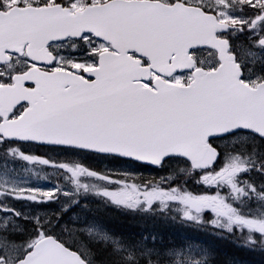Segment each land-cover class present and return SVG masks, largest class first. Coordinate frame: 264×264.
Returning a JSON list of instances; mask_svg holds the SVG:
<instances>
[{
  "label": "water",
  "instance_id": "95a60500",
  "mask_svg": "<svg viewBox=\"0 0 264 264\" xmlns=\"http://www.w3.org/2000/svg\"><path fill=\"white\" fill-rule=\"evenodd\" d=\"M215 26L210 16L196 9L148 2L112 1L81 15H69L59 6L0 12V63L7 61L5 52L20 55L28 44L26 55L48 64L52 58L45 55L46 43L77 38L85 31L111 42L120 52L99 57V68L91 75L95 81L89 85L67 83L70 77L63 72L13 76L12 86L0 87V115L20 101L45 98L50 104L45 109L34 107L12 125H0V134L131 158L153 167L171 156L186 159L194 168L209 166L214 159L206 145L209 137L243 124L264 136V97L239 93L229 100L216 92L224 82V63L214 73L194 72L186 88L155 81L156 91L146 90L133 81L146 79L148 68L141 74L125 54L136 51L148 59L153 71L166 77L188 71L189 50L221 46L214 38ZM34 79L38 81L34 90L23 91L24 84ZM66 85L69 89L63 90ZM23 127L25 132H17ZM17 264L84 263L46 237Z\"/></svg>",
  "mask_w": 264,
  "mask_h": 264
},
{
  "label": "rangeland",
  "instance_id": "374dc122",
  "mask_svg": "<svg viewBox=\"0 0 264 264\" xmlns=\"http://www.w3.org/2000/svg\"><path fill=\"white\" fill-rule=\"evenodd\" d=\"M31 1L4 0L1 8L7 9L15 5H26ZM104 1L106 0H95V2ZM188 2L198 3V0H189ZM216 5L220 10V20H228L230 15L223 11V0H216ZM82 7L81 0H75L71 5L72 10H79ZM238 20L237 17L232 19L233 22H237ZM52 48L57 53L56 67H69L71 65L87 67L92 65L94 57L104 51L106 46L96 43L93 38L86 36L80 41L54 45ZM26 64L25 58H17L13 64L7 65L5 69L9 72L11 69L24 67ZM170 81L185 84L188 82V76H174ZM246 142H252L248 135H244V137L237 135L226 139L227 146L234 147L237 150H241L243 147L240 144ZM16 157H19L18 154ZM59 157L66 159L69 156L61 154ZM23 158L30 161V167H24L19 170L12 165L3 164L2 168H6L7 170L0 168V192H5V194L0 193V233L3 237L2 241L5 244L9 240L20 239V242L17 243L20 248L8 244L10 250L15 253L11 258L10 264L22 254L21 248H29L40 235L47 232L56 233L55 235L61 241H65V235L80 238L78 241L72 239L73 241H69V243L75 245L88 260H92V249L94 250L95 243H98L97 240H102L108 244L104 243L100 244V246L104 248L108 246L113 253L106 252V257L110 258V261L115 259V262L117 257L126 260L159 257L167 260L169 264H192V261H197L198 264H227L225 261H218L215 255L212 256L197 243L171 248H155L140 239L130 242L125 241L127 237L120 236L123 240L118 236L111 235L104 226L86 218L89 215H84L80 209L77 210V201L74 197L77 194L74 190L66 188L65 179L57 181L58 169L48 168L49 172L47 173L48 169L39 167L34 158ZM103 164L107 166L111 164L115 165V168L118 170L117 174L124 180L134 178L142 172L138 166L131 163H114L105 160ZM124 198V196L120 197L119 195L110 200L115 203ZM84 204L85 202H82L80 207H83ZM118 204L123 205V202H118ZM12 210L17 211L18 217L16 215L7 216ZM184 210L183 207L177 209L178 215L181 217L185 215L186 212ZM26 219L36 225L38 230L32 228L25 229L23 221ZM67 228L72 231H69ZM5 237L7 240H5ZM100 251L101 254L99 256H105V251L103 249ZM229 264L249 263L238 260L232 261Z\"/></svg>",
  "mask_w": 264,
  "mask_h": 264
},
{
  "label": "trees",
  "instance_id": "16d2710c",
  "mask_svg": "<svg viewBox=\"0 0 264 264\" xmlns=\"http://www.w3.org/2000/svg\"><path fill=\"white\" fill-rule=\"evenodd\" d=\"M56 1L59 2V0ZM182 164V162H179L170 173L163 172L159 179L153 177L149 180L148 187L152 191L150 197L153 201H156V204L153 207L151 205L147 207V203H150L151 200L148 197H142L138 208L143 216H138L135 212H131L132 210L124 209L125 212H123L122 208L112 210L113 204H106L101 200H98L99 204L87 203L85 211L88 215L104 221L118 235L128 236L125 241H130L131 238L143 237L149 241L156 240L159 246L168 247L174 246L173 244L178 245L186 239H194L210 250L220 262L229 258V255L232 258L239 255L241 256L239 260L249 259L247 262L250 260L255 261L256 255L264 259V252L260 253L257 247L243 243L242 232L238 228L233 229L237 225L233 228L227 227L224 229L217 220L220 217L215 216L211 209H206L204 214L200 213L202 216L197 218L196 221H193L192 217L189 219V216L186 215L180 217L174 212L177 205L170 203L168 194L171 193L187 197V203L189 198L200 194H213L224 200L225 203L239 206L238 198L229 193L221 183L211 184V186L204 185L201 182V172H193L185 164ZM164 189L168 191V194L163 203L159 200V196ZM216 204L217 202L208 207L215 209L218 207ZM164 206L167 207V213L162 212ZM127 213L130 214V217L126 216ZM247 215L250 214L242 216L247 217ZM180 219L183 220V223ZM1 237L0 245H4L3 237ZM65 244L70 247L67 243ZM97 246H100V243H95L94 247ZM95 248V251L92 249L91 264H166L159 257L134 260L117 257L116 262L115 259L110 261V258L106 257V252H111L109 248L101 246ZM101 249L105 251V256H99ZM111 254L113 253L111 252Z\"/></svg>",
  "mask_w": 264,
  "mask_h": 264
},
{
  "label": "flooded vegetation",
  "instance_id": "af4514ba",
  "mask_svg": "<svg viewBox=\"0 0 264 264\" xmlns=\"http://www.w3.org/2000/svg\"><path fill=\"white\" fill-rule=\"evenodd\" d=\"M263 9L264 6L258 4L257 7L248 10L251 22L261 15ZM237 28L236 33L240 35L241 42H236L233 37L230 38L228 41L234 45L229 46L227 52L234 56L240 70L241 82L249 87H256L264 83V42L262 43L264 20L257 22L255 25L244 27V29L243 27ZM243 35L245 37H241ZM256 43L259 46H254ZM194 61L196 66L202 69H214L217 65V57L212 50H199L195 52ZM4 83H9V81ZM25 107V105H20L15 109V113H21ZM246 151L249 155L255 156L253 165L255 172L260 176L259 179L264 178V140L256 139L254 146L246 147Z\"/></svg>",
  "mask_w": 264,
  "mask_h": 264
},
{
  "label": "snow or ice",
  "instance_id": "6c2138e0",
  "mask_svg": "<svg viewBox=\"0 0 264 264\" xmlns=\"http://www.w3.org/2000/svg\"><path fill=\"white\" fill-rule=\"evenodd\" d=\"M220 135H226V133H222ZM216 138H219V136ZM185 215L187 216V213ZM5 240H7L6 237ZM8 244H11L13 247H15L16 242L8 241L6 244L0 245V264H10L11 258L15 255L14 251L10 250L8 247ZM5 253H7V255H5ZM192 264H198V262L192 261Z\"/></svg>",
  "mask_w": 264,
  "mask_h": 264
},
{
  "label": "bare ground",
  "instance_id": "6f19581e",
  "mask_svg": "<svg viewBox=\"0 0 264 264\" xmlns=\"http://www.w3.org/2000/svg\"><path fill=\"white\" fill-rule=\"evenodd\" d=\"M220 67V66H219ZM227 91V90H226ZM227 98L229 99V100H231V95H229V94H227ZM110 169L112 170V171H114L115 173H118V170L115 168V167H113V166H110ZM108 179L109 180H111L112 179V176H108ZM112 233H114L115 235H118V233H116L115 231H113ZM118 237H120V236H118ZM120 238H122V237H120ZM123 239V238H122ZM129 241V240H128ZM130 242H132V240H130ZM174 245V247H178V246H180V245H175V244H173ZM105 248H108V247H105ZM113 251V250H112ZM254 255H256V254H254ZM230 257L229 258H226L224 261L225 262H227V264H229L230 262H232V261H238L239 260V258H241V256H239V255H236L234 258H232L231 257V255H229ZM255 258H256V260L255 261H249V264H264V259H262V258H260L258 255H256L255 256ZM249 260V259H248ZM247 259H245V261H248ZM163 262H166V264H169L168 263V261L167 260H165V259H163Z\"/></svg>",
  "mask_w": 264,
  "mask_h": 264
}]
</instances>
